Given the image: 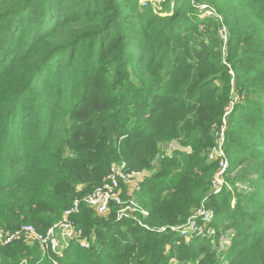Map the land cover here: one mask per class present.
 Segmentation results:
<instances>
[{
	"label": "trees",
	"instance_id": "16d2710c",
	"mask_svg": "<svg viewBox=\"0 0 264 264\" xmlns=\"http://www.w3.org/2000/svg\"><path fill=\"white\" fill-rule=\"evenodd\" d=\"M201 4L218 15L200 17ZM164 5L162 16L138 0H0V227L46 231L123 161L150 173L132 196L152 228L119 219L114 202L106 215L83 204L72 221L88 248L72 239L59 257L0 243V264H264V0ZM233 90L245 98L229 119L228 175L244 168L236 182L255 189L216 195L210 156ZM207 199L217 232L251 209V233L219 251L158 232Z\"/></svg>",
	"mask_w": 264,
	"mask_h": 264
},
{
	"label": "built area",
	"instance_id": "2783aa9c",
	"mask_svg": "<svg viewBox=\"0 0 264 264\" xmlns=\"http://www.w3.org/2000/svg\"><path fill=\"white\" fill-rule=\"evenodd\" d=\"M202 15H211L214 11L205 4L199 6ZM242 96L237 91H232L231 99L225 110L222 122L215 131L216 144L211 152L210 158L217 161L218 170L212 179V194L218 195L226 186L225 178L230 170V158L226 152L227 130L226 122L228 115L233 112L235 105L240 101ZM159 155H157L154 163H158ZM143 172L140 170H130L126 162L113 163L104 183L98 185L91 193L76 198L71 206L67 208L62 218L49 227L46 231L38 230L32 224L22 225L14 231H8L0 227V243L2 245L10 244L14 241L24 239L28 245L38 244L43 256L52 252L62 257L65 249L72 239H78L84 248L89 247L87 239H82V230L77 228L72 221V217L80 212L83 204L88 205L97 213H107L110 210L111 202L119 205L118 218L133 217L135 221L144 229L151 230V226L144 222L148 215V211L132 195L124 197V188L129 186L137 187L143 180ZM139 189V186L137 187ZM209 199L204 200L201 205L193 212L191 216L181 225L171 228L162 227L158 232H175L186 241H190L194 237L206 236L211 238L216 234V228L213 223L216 213L213 207L208 204ZM69 236L66 243L63 242ZM22 264H27L24 260ZM55 264H58L55 261Z\"/></svg>",
	"mask_w": 264,
	"mask_h": 264
},
{
	"label": "rangeland",
	"instance_id": "374dc122",
	"mask_svg": "<svg viewBox=\"0 0 264 264\" xmlns=\"http://www.w3.org/2000/svg\"><path fill=\"white\" fill-rule=\"evenodd\" d=\"M138 1H139V3L141 5H143L145 7L152 8L153 10H155V12L159 13L162 16L170 14L171 12L169 11V9L173 8L172 6L170 8H166L165 7L164 3L167 0H138ZM172 3H173V0H172ZM199 10H200V8H199ZM199 15H200V17L212 18V17H215L218 14L216 13V11H213L211 15H208V14L202 15L201 14V10H200ZM210 33L215 34V29L211 28L210 29ZM217 33H219V36L221 38V42L219 43L220 50L223 51L222 55L223 54L225 55V53L227 51V42L229 40L228 29L226 28V26L223 23H220V27H219V30H217ZM230 74L233 75V71L232 70H230ZM240 94L242 96L241 101H243V99L245 97H244V95L242 93H240ZM240 103H242V102L239 101L235 106L239 105ZM232 113H230L228 115V117H227L228 122H226V124H227L226 126H228V127H229V119H230V116H231ZM171 148H179V147L176 144H173V145H171ZM230 165H231V163H230ZM243 169L244 168L241 169V167H240V168L236 169V171H234V173H232V174L230 173L229 175H227V177L225 178L226 186L223 189H226V190L232 189V191L234 189V191L243 192V193H251V192H253L254 189H255L253 185L251 186L247 182H241V181H237L236 182V180H238V178L241 176V172L243 171ZM237 172H240V173L237 174ZM133 190H134V188H132V191ZM231 205L234 206L235 205V201H232ZM250 210L251 209L245 210V214H246V217L244 218V224L245 225H242L238 229H236V228L231 229L230 228L229 230H225V231L223 230L222 232H217V229H216V234H214L213 237H211V238H207L206 236H200V237L205 238L207 240H210L213 244H216V246L219 249V251H221V249L222 250L226 249L227 246L231 244L233 234L235 235L237 231L250 232L251 233L250 227H252L253 220H251V218H250V213H251ZM107 213H102V214L97 213V214L98 215H106ZM64 239L65 240H63V242L66 243L68 241V239H69V236H66V238H64ZM20 240H23V242L25 244H28L26 241H24V239H20Z\"/></svg>",
	"mask_w": 264,
	"mask_h": 264
},
{
	"label": "crops",
	"instance_id": "0c3cea01",
	"mask_svg": "<svg viewBox=\"0 0 264 264\" xmlns=\"http://www.w3.org/2000/svg\"><path fill=\"white\" fill-rule=\"evenodd\" d=\"M143 172V178L142 179H144V177H146L147 175H149L150 173L148 172V171H142ZM142 181V180H141ZM132 188H134V186H129V187H127V194L128 195H132L133 194V191H132ZM136 188V187H135ZM134 188V189H135ZM137 189V188H136Z\"/></svg>",
	"mask_w": 264,
	"mask_h": 264
}]
</instances>
